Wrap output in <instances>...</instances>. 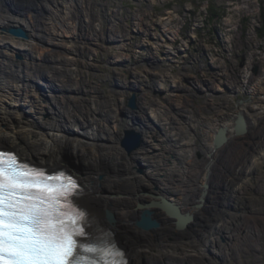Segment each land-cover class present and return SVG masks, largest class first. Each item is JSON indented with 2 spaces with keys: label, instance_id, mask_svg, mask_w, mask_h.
<instances>
[{
  "label": "bare ground",
  "instance_id": "6f19581e",
  "mask_svg": "<svg viewBox=\"0 0 264 264\" xmlns=\"http://www.w3.org/2000/svg\"><path fill=\"white\" fill-rule=\"evenodd\" d=\"M92 1L93 3L91 0H0V122L6 123L11 114L21 118V115H25L24 120L30 121L29 124L19 121L13 128L17 131H11L8 128L9 123L3 126L4 129L0 128V145L8 144L22 160L43 168L53 170L64 167L70 172L74 169L79 175L81 185L74 203L85 212L86 234L91 242L101 239L107 241L111 247L116 245L127 257V264H216L215 259L221 264H230L232 251L238 252L239 255L241 248L251 247L252 244L242 246V240L246 237L240 236L241 225L231 228L235 221L233 219L239 215L232 217L235 215L233 211H228L229 215H226L225 211L216 209L210 213L212 199L208 197L212 196L209 192L211 189H207L202 208L193 209L192 206L199 203L201 198L200 194L198 197L197 183L211 184L214 169L206 172L207 176L204 173L202 178L196 172L198 168L194 159L195 152L192 153L191 149L182 146L189 142V139L181 135L182 120L177 113L166 115L164 119L162 103H158L154 98L146 102L150 87H147V91H142L140 105L136 110H132L128 105L124 106L121 98L126 88L116 81L112 87L117 89L119 99L114 101L113 98H104L95 108L96 103L91 102L88 105L83 98L87 85L80 83V79L72 81V76L76 73L71 70L78 68V59L82 57L85 43L93 38L90 33L99 31L95 27L96 17H99L100 21L104 17L95 12L100 6L97 0ZM77 20L83 22L84 36L75 25ZM109 23L108 31L114 32V20ZM88 24H93V28ZM11 27H22L28 38L10 34L7 29ZM113 32L108 33L112 36ZM18 53L21 59H17ZM156 61L152 58L149 65L156 66L153 64ZM117 66L119 67L118 64ZM220 80L214 76V84L218 85ZM146 81L142 82V85L145 86ZM130 86V90L135 89L134 81L130 82ZM174 92L172 90V94ZM178 105H181V102ZM254 108L252 106L249 111L243 107L242 110L250 113L249 116L245 113L250 117L256 113ZM95 109L99 110L98 113ZM44 113L47 120H42ZM94 115L98 118H94ZM134 116L139 121L135 122V128L144 134L145 145L128 154L119 143L123 132L117 133L115 129L118 126L123 130L134 127L131 121ZM156 120L158 126L155 124ZM170 121H174L173 128L168 124ZM256 124L254 128L251 125L246 126L245 135L251 137L256 132L257 135L261 133L259 144L254 151H247L249 153L242 155L244 158L237 167L243 166L241 169L244 176L234 187L238 198H247L242 199L243 202L246 200L245 207L249 210L262 206L259 196L264 197L262 192H256L257 196L253 197L247 193L253 181L259 184L260 169L264 162V121L262 124ZM154 126L158 127L164 137V133L172 134L174 149L165 146L164 139L168 137L163 138L153 132L151 128ZM73 127L93 138L88 137L85 143L84 139L87 137L75 132ZM234 127V124L232 127L228 123L224 125L228 134L234 135L231 138L235 143L238 135L234 133ZM95 131H102L103 135L107 131L111 142L97 138V135H93ZM19 135L32 141L19 142ZM58 140L64 141L60 143ZM236 141L238 144L239 139ZM210 146L212 148L211 144ZM152 149L153 153L150 152ZM218 150L222 151L221 147ZM60 155L68 156L70 160L62 159ZM50 162L58 163L49 164ZM138 169H143L144 172H139ZM95 176L98 178L95 179ZM159 197L178 204L181 212L191 213L193 221L183 231H174L170 220L159 209L152 208L153 218L160 224L159 228L152 231L139 229L135 222L141 214L140 211L135 212V208L139 204L158 200ZM106 211L114 215L117 221L115 224L106 220ZM248 212L250 215H257L255 212ZM240 214L239 217L243 219L239 221L245 222L241 229L251 233V221L243 215L244 211ZM209 221H213V228L209 231L202 229L201 226ZM193 224L196 226L191 228ZM216 228L219 232H225L226 238L230 240L222 243L217 237ZM243 252L246 253L245 248Z\"/></svg>",
  "mask_w": 264,
  "mask_h": 264
},
{
  "label": "rangeland",
  "instance_id": "374dc122",
  "mask_svg": "<svg viewBox=\"0 0 264 264\" xmlns=\"http://www.w3.org/2000/svg\"><path fill=\"white\" fill-rule=\"evenodd\" d=\"M91 2L93 3L92 0ZM97 4L100 6L96 9L95 12H99L100 15L104 17L101 19V21L99 17H96L98 22H96V24L98 26L95 25V27L98 28L99 31H93L94 33H90V37L93 36V38L91 39H94V36H96V38L101 36V38L106 39L105 41L98 40L95 44V48L94 45H88L89 41H91L90 44L93 43L92 40L87 41L84 47L85 50L82 51V57L78 59V68L71 70L72 72L76 73L72 76V81H74L75 79H80V83L87 85V88L84 90L83 98L85 101H87L88 105H90L91 102H94L96 103V108L97 103L102 102V99L104 98V100L113 98L114 101L119 99L117 89H113L112 87L115 81L116 83H119L120 85L126 88V90H124L125 92L123 91L121 98L124 106H127L129 98L133 94H136L137 107H139L142 91H147V83L145 82L147 86L142 85V82L146 81L147 78L145 74L142 73L143 71L141 72L140 70H144L146 68V66L144 65H140L139 68H137L136 66L129 67V72L132 74V77L137 78L136 80H131L132 82L134 81V85H136L134 87L135 89L130 90V84H121L120 79L122 78V75L120 74V72L127 69L125 68V66H127L128 63L126 62V57H123V52L120 53L119 57L123 61L122 67L119 66L118 68L116 64L117 59H114L115 54L118 55L119 47L123 45L120 43L118 45V42H110L108 40V32H113V30L108 31L110 26L109 22L110 20H114V26L116 25L114 27L116 32H114L116 34L118 32L119 35V32L122 31L121 33L123 34V40L132 36L133 27L131 28V26L133 25H135L133 30H142V35H145L144 33H150V29L155 28L156 31L153 32L154 35L164 34V36L166 35L170 37V40L164 37L165 42L161 43V46L163 48H158L157 44L152 46L157 52L160 51L161 53L164 52L165 54L168 52L171 53L174 52L175 46L177 47V49H181L180 46H178L179 40H184V42L188 43L189 46L194 44H200V47L202 49L201 53H208V56L207 54L206 56L197 55L194 59L190 60L191 64L187 63L188 65L181 66L179 67V69L175 67L172 63L167 65V67L165 65H157V63L163 64V60H159L158 62L156 61L153 63L157 67H151L150 65L148 66L149 68L147 67V69L152 68L147 73H153L155 76H157L158 74V66H161V68L164 67L159 73H165L164 75L167 77H171L172 81H174L175 83V86L172 83V86L174 87L173 91L175 92L172 95L169 94L170 96L163 95V93H166V88H164V83L162 84L160 80L157 81V84L152 86L150 88L151 90L147 93L146 102H149V100L154 98L158 101V103H162L165 114L164 119L167 117L166 115H172L175 113H178V117L181 119V115H185V113L177 112V110L179 109H182L183 111L187 110L189 114L190 111H193L192 109H194L196 113H202L200 116H205V113L207 112H205L206 110L203 107H205L209 103L220 105L229 103V109L235 107L234 96L225 98L226 100L222 99L223 96H220V102L217 100H213V95L212 93H210L211 95L209 94V89L208 87H206L205 83L209 82L214 87L215 92H223L222 83L224 81L226 82V79L235 80L234 77L229 76L231 73L238 70H240L239 75L242 76L240 77L239 81L243 82L245 86H249L250 88L252 87L251 89L254 92H257L256 88H258L260 95L252 97L251 101L255 103V105L258 104L256 107L259 109V112L261 114L263 113L262 106L264 102V0H97ZM86 7L87 6H84V8ZM213 13L217 15L214 18H212ZM92 25L93 24H88L89 27H92ZM100 29L102 31H100ZM114 32L112 33V36L116 35L114 34ZM81 34L84 35L82 31ZM138 37L139 41H135L133 43L132 49L130 41L126 42L125 45L121 47L124 48V52L127 53L130 58H132L131 60L136 62L138 59L134 58L137 56L136 53H134L136 49L135 46L144 43L141 42L143 37ZM179 37L184 38L179 39ZM188 48L190 49V47ZM145 49H149V47L147 46V40L145 41ZM61 55L66 56L63 54ZM137 57H140V55H138ZM128 59L127 61H129ZM181 62L182 61H180L179 63ZM225 67L228 68V72L225 70ZM220 69L222 72L220 73V75H218V77L221 80L217 85L216 83L214 84V76H211L210 72L217 73L218 71H220ZM115 75L116 78L114 79ZM68 78L69 76L67 77V79ZM201 79H205V83H202ZM126 82L128 81L126 80ZM199 88L202 89L200 93H198ZM168 91L166 94H168ZM203 96L204 98H198ZM164 99L166 100V102L164 101ZM180 102L181 105H178V103ZM250 102H248V104H250ZM171 105L174 106V108L177 110L171 111V109H173L171 108ZM199 107L203 108V110H200V112L198 110ZM127 109L129 111H132L129 107H127ZM221 111L223 110H219V112ZM169 112L170 114H166ZM234 114H236V110L233 112V115ZM21 116L22 118L17 115L14 116V114H11V117H8L6 123L3 121L0 122V125H2V127L0 128H3V126L5 127L6 124L9 123L8 128H10L11 131H17L13 128L15 127V125H17L19 121L27 124L30 123V121L24 120L26 118L25 115ZM43 116L44 117L42 118V120L48 119L45 113ZM94 116V118H98V116ZM15 117H18L19 119H16ZM32 117L36 116L32 115ZM193 119L195 120V118ZM155 122V124L157 125V120ZM193 124L194 123L191 122L192 126ZM181 127L184 131L189 128L184 127L183 121ZM194 128L196 129L199 127L196 126ZM31 129L32 131H35L33 128ZM151 129L153 132L158 133L160 134V136L162 135V137L165 138L163 134L159 132L158 127L154 126ZM73 130L77 133L79 132L82 134L79 128L73 127ZM115 131L117 133H122L123 128H120L118 126ZM104 134L105 135H103L102 131H95V133H93V135H97V138L111 142V139L107 137L108 132L105 131ZM82 135L87 137L84 139V142L86 143L89 135H87V133L85 132H83ZM189 136L192 137L193 134H190ZM18 138L19 142L32 141L29 140L28 137H22V135H19ZM89 138L91 139L93 137L90 136ZM58 141L62 143L64 140ZM190 141L191 144L194 145L193 141ZM55 142H57V139L55 140ZM260 143H262V141H260ZM64 144L67 143L64 142ZM0 147L14 150L8 144H2L0 145ZM150 152L153 153L154 150L152 149L150 150ZM60 158L70 160L68 156L65 155H60ZM194 159L196 160L195 155ZM51 163L55 164L58 162H50L49 164ZM45 165L48 166V164ZM86 170L90 172H98L90 169ZM260 171L261 173L259 176V184L257 185L253 181L251 183V189L247 191V193L251 197L257 196L258 192L264 193V162L261 166ZM196 172L199 173L198 169L196 170ZM94 178L97 179L98 176H95ZM197 187L199 197V190H202V185H198L197 183ZM256 192L257 194H255ZM244 199L247 200V198ZM259 201L262 203V206L259 205L254 210L244 209L245 214L243 215L245 217H248V221H251L254 224V229L256 228L257 230H255L256 234L258 231H260V238L256 240L255 244L258 242V244L256 245H254L253 241H251L253 248L252 246L250 248L247 246H243L248 253V259L241 257L240 260L242 261V264H264V248L262 249V246L264 247V197L259 196ZM192 207L193 209H195V205H193ZM137 211L138 210H136L135 212ZM248 211H250L252 214H254L253 212H255L257 215H250ZM171 226L173 227V230L176 231L175 225H173V223L171 224ZM249 236H251V238L255 237L254 232L251 231V233H246V238H249ZM229 240L230 239H227V241ZM127 241L130 242L129 240ZM130 248L133 251V247L130 246ZM244 248H241V252L242 256L246 257L243 252ZM255 249H259V253L255 254ZM256 257H258L257 259L262 260L261 263L260 260L256 261ZM215 261L216 264H221L219 260L215 259ZM230 262V264H235L234 262H232V260H230Z\"/></svg>",
  "mask_w": 264,
  "mask_h": 264
},
{
  "label": "snow or ice",
  "instance_id": "6c2138e0",
  "mask_svg": "<svg viewBox=\"0 0 264 264\" xmlns=\"http://www.w3.org/2000/svg\"><path fill=\"white\" fill-rule=\"evenodd\" d=\"M58 180L59 177L48 178ZM75 183H48L42 173L17 162L0 151V264H86L78 248L94 253L88 235L75 225L82 213L64 211L66 197ZM84 237L78 243L73 237Z\"/></svg>",
  "mask_w": 264,
  "mask_h": 264
},
{
  "label": "flooded vegetation",
  "instance_id": "af4514ba",
  "mask_svg": "<svg viewBox=\"0 0 264 264\" xmlns=\"http://www.w3.org/2000/svg\"><path fill=\"white\" fill-rule=\"evenodd\" d=\"M182 38H184V37H182ZM179 39H181V37H179ZM135 48H138V45H136ZM206 54L208 56V53H201L200 56H203V55L206 56ZM141 55H142V53H141ZM142 58H143V56H142ZM166 61L173 63V64L178 63V62H174L169 57H167ZM126 62H130V61H126ZM139 62L137 60L136 63H134V64L131 63L130 66H135ZM117 64L119 65L120 61ZM180 65L184 66L185 63H180ZM174 66L179 69V65H174ZM125 67L127 68L128 66H125ZM202 67H204V66H202ZM227 69L228 68L225 67L226 71H227ZM123 72L127 74L129 72V70L123 71ZM221 72L222 71L220 69V71H218L217 73H211L210 72V75H214V76L218 77V75H220ZM239 74H240V70L234 71L233 73L230 74L229 77H234L235 80L226 79L227 81L226 82L224 81L222 83L223 92H215L214 87L209 82L205 83L206 87H208V89H209V94L212 93V95H213V100H217L220 102V100H221L220 96H223L222 99H224V100H226L225 98H229V97L234 96L235 97V99H234L235 100V107H232L231 109H229V103H225L224 105L209 103L205 107H203L206 110L205 112H207V113H205L206 114L205 116H200L202 113L198 114V113H196V111L194 109H192L193 111H190V114L188 113L187 110H184V111L182 109L177 110V112L185 113V115H181V120L184 123V127H186V128L189 127L187 130L185 128L186 131H184L181 127L182 135L184 137H188V139H189V142L182 144V146L191 149L192 153L195 152L194 153L195 158H196L195 162H196V165H198L197 168L199 171L200 178H202L204 173H205V176H207V173L210 169H214L213 170L214 175H213V178H211V183L213 185H215V187H217L216 193L218 196L221 197V201L219 202L218 210L223 211V212L225 211L226 215H229L228 211H230V212L233 211V213H235V215H232V217H234L236 215L240 216L241 215L240 213H242L244 211V209H247L245 207V201L246 200L243 202L244 198L243 197L238 198L237 197L238 193L234 192V187L236 186V184L238 183L239 180L241 181V179L244 176L242 169H240L243 166L239 167V168L237 166H238V164H241V161L244 158L242 155H244L245 153L247 154L251 151H254L255 147H257V144H259V137L261 136V133H259L257 135V132H256V134L254 136L246 137V135H245L246 130H245V132L243 134H239L238 137L236 136L235 143H234L233 138H231L234 135L231 136L227 132L226 133V142L221 147L222 151H220V150L216 151L215 150L214 139L220 130L225 129L224 128L225 123L229 124V122H230L231 126H232V124H234V126H235L237 119L241 115L245 117V128H246V126H250V125H251V127L254 128L257 125L256 123L262 124V122L264 121V102H263V106H262L263 107V111H262L263 113L261 114L259 112V109L256 107V105H258V104L255 105V103H253L251 101L252 97L260 95L258 88H256L257 92H254L251 89L252 87L250 88L249 86H245V84H243V82L239 81L240 77H242ZM129 76H130V74H128V78H129ZM202 80L204 81L205 79H201V81ZM160 81L162 83H164V88H166L165 89L166 92L168 90L169 91L174 90V87L171 85L173 83V85L175 86V83L172 81L171 77H167L164 75L163 79ZM128 82H129V79H128ZM154 82L156 83V81H154ZM146 83H147V81H146ZM150 87H151V83H150ZM200 92L201 91L199 90L198 93H200ZM169 94L171 95L172 91L169 92ZM169 94L163 93V95H166V96H168ZM198 98H204V96L198 97ZM164 101L166 102L165 99H164ZM248 102H250V104H248ZM225 105H227V106H225ZM252 106L255 107L254 110L256 111V113H254L253 115L248 117L250 113L248 114L246 112V110L251 111ZM206 107H209V108H206ZM243 107H246V110L245 109L242 110ZM171 108H173V109H171V111L172 110L176 111L174 106L171 105ZM203 108L199 107V109H198L199 112H200V110L202 111ZM169 110H170V108H169ZM219 110H223V111L219 112ZM235 110H236V114L233 115V112ZM260 110H261V107H260ZM241 113H243V114H241ZM177 115H178V113H177ZM193 118H195V120ZM191 122L194 123L193 126L191 125ZM181 124H182V122H181ZM170 125L171 126L174 125V121H173V123L170 121L169 126ZM196 126L199 128L195 129L194 127H196ZM234 133H235V130H234ZM164 134H165V137H168V138L164 139L165 140L164 141L165 146L167 148H170V149H172V147H173V149H174V142H173L172 134H170V135L166 134V133H164ZM190 134H193V136L190 137L189 136ZM237 139H239L238 144L236 141ZM190 140L193 141L194 145L191 144ZM206 142H208V143H206ZM205 143L207 145H205ZM210 144L212 145V148H211ZM247 151H249V152H247ZM220 166H221V168H220ZM201 180H203V179H201ZM199 191H200V196H201L202 190L200 189ZM234 194H236V195H234ZM258 214H260V213H258ZM239 216H237L238 218L236 217L237 219L236 218L233 219L235 221H233V223H232V227H231L232 229H234V227L238 228V225H241V228L245 225V222L242 223L239 221L240 219H243V217H239ZM232 217L230 216V218H232ZM231 222H232V219H231ZM253 225L254 224L252 223L251 226H253ZM241 228H239L240 232H242V234L240 235L241 238L246 237V232L243 231V229H241ZM252 230L254 232L255 237L251 238V236H249V238H244L242 240L244 243V244L242 243V246L243 245L246 246L248 244L251 245L252 244L251 241H253L254 245L258 244V242L255 244V242H256V240H258L260 238V233H259L260 231L257 232V234H258L257 235L255 232L256 228L254 229V226L252 227ZM216 232H217V237L219 238V240L222 243H225L227 241V238L225 236L226 233L225 232H219L217 230V228H216ZM252 248H253V245H252ZM263 248L264 247L262 246V249ZM256 251H255L256 253L254 252L255 254L259 253V249ZM239 253L240 254L238 255V252H235V251L231 252L232 256L230 257V259L235 264H241V262H242L240 260L241 257L248 259L247 251L245 253L246 257L242 256V252H239ZM237 255L239 256V259H237V257H236ZM257 258L258 257H256V261L260 260ZM261 261L262 260H260V263H261Z\"/></svg>",
  "mask_w": 264,
  "mask_h": 264
},
{
  "label": "water",
  "instance_id": "95a60500",
  "mask_svg": "<svg viewBox=\"0 0 264 264\" xmlns=\"http://www.w3.org/2000/svg\"><path fill=\"white\" fill-rule=\"evenodd\" d=\"M7 30L10 34L14 36H18L24 39L28 38L27 32L22 27H18V28L11 27ZM16 57L17 59H21V56L19 54H17ZM136 99H137L136 94H133L128 100V106L132 110L137 109ZM131 121L134 127L124 129L123 133L120 135V138H119L120 146L128 154L135 152L137 149H140L142 148V146L145 145L144 134L142 133L140 129L135 128V122L137 123L138 118L134 116L133 119L131 118ZM245 129H246L245 128V117L241 115L236 121L234 130H235V133L239 135V134H243L245 132ZM226 133L227 131L225 129H222L217 133L214 139V147L216 151L220 147H222V145L226 142ZM71 170H72L71 172L73 175L79 177V175L76 174V171L74 169H71ZM138 171L144 172L143 169H138ZM208 188L212 190V191H209L212 193V196L208 197L212 199V203H213V206H212V203L210 202L211 207L209 206V211L212 214L213 210L215 209L218 210L219 208L218 206L220 202V196L217 195L216 187L212 183L208 185H202V193L200 196L201 198H199L200 202L199 203L197 202L195 204V209L202 208L203 200H204L205 195L207 194ZM152 208L159 209L170 220V223L171 224L173 223V225H175V229L177 231H183L193 221V215L191 213L189 212L183 213L181 212L180 206L178 204L168 200L167 198L159 197L158 200H154L152 202H148L144 204H139L136 207V210L140 211V214H141L139 219L135 222V225L139 229L143 231H152V230L159 228L160 224L153 218L154 214L151 210ZM105 218L106 220H108V222H110V224H115L117 222L114 215L110 213L109 211L105 212ZM172 219L174 221H172ZM197 221H201V220L197 219ZM212 223L213 221L211 222L209 221L208 224H203L202 226L201 225L200 226L202 229H206L207 231H209L210 228L211 229L213 228ZM195 226L196 224H193L191 228Z\"/></svg>",
  "mask_w": 264,
  "mask_h": 264
},
{
  "label": "built area",
  "instance_id": "2783aa9c",
  "mask_svg": "<svg viewBox=\"0 0 264 264\" xmlns=\"http://www.w3.org/2000/svg\"><path fill=\"white\" fill-rule=\"evenodd\" d=\"M133 27V29H134V27H135V25H133V26H131V28ZM132 29V31H133V33H132V36L130 37V38H127V39H125V40H123V34L121 33V32H119V35H118V32H117V34L115 35V36H110V35H108V40L110 41V42H118V45H119V43L120 44H123V45H125V43L126 42H129L130 41V44H131V49H132V47H133V43L136 41V42H138L139 41V37L138 36H142L143 38H142V40H141V42H144V43H142L141 45H138V48H136L135 49V52L134 53H136V55L138 56V55H140V57H135L136 59H138V64L137 65H135L137 68H139L140 67V65H144V66H146V68L143 70V69H140L141 70V72L142 73H144L145 74V76H146V78H147V85H148V87H150V83H151V87L152 86H154V85H156L157 84V81H159V80H161V79H163V77H164V74H161V73H159L160 71H161V66H158V74H157V76H155L153 73H147V72H149V70H151V69H147V66H149V64L151 63V59L152 58H155L157 61H159V60H163L164 62H163V64H161L162 66L163 65H165L166 67H167V65H169V64H171L170 62H167L166 61V59H167V57H169L170 59H172L174 62H178L177 64H173V65H179V67L181 66L180 65V61H182L181 63H185V65L187 64V63H190L191 64V62H190V60L191 59H194L197 55H200L201 54V47H200V44H194V45H191V46H189L188 45V43H185L184 42V40H179V45L178 46H180V48L181 49H177V47L175 46V45H172V46H175L174 48V52H171V53H164V52H160V51H156L155 50V48L154 47H152V46H154L155 44H157V47L159 48V47H161V48H163L162 46H161V43L162 42H165V38H167L168 40H170V37H168V36H164V34H162V35H154L153 34V32H155L156 31V29L154 28V29H150V33H144L145 35H142L141 34V32H142V30H140V29H138V30H133ZM95 31V30H94ZM152 31V32H151ZM83 33V32H82ZM109 34V33H108ZM149 34V35H148ZM84 36V35H83ZM165 37V38H164ZM105 39L106 38H101V36L100 37H97L96 38V36H94V39H89V40H92L93 41V43L92 44H90V45H95L96 44V42L99 40V41H101V40H103V41H105ZM181 39H183V38H181ZM88 40V41H89ZM147 40V46L149 47V49H145V41ZM158 40H160V41H158ZM158 41V42H157ZM95 42V43H94ZM121 47H123V46H121ZM121 47H119V52H118V55H116L115 54V56H114V59L116 60L117 59V61H116V64L120 61V64H119V66H121L122 67V64L121 63H123V61L119 58L120 57V53L121 52H123L124 53V56L123 57H126L125 59H126V61H127V59L128 58H130L129 56H128V54L127 53H125L124 52V48H121ZM188 47H190V49L188 48ZM130 49V50H131ZM156 51V52H155ZM130 52V51H129ZM128 52V53H129ZM141 52H142V55H141ZM165 52H167V51H165ZM127 54V55H126ZM142 56H143V58H142ZM128 57V58H127ZM132 58H130V62H127L128 64H127V69H125V68H123V69H125V70H123V71H127V70H129V67H133V66H130L131 65V63L132 64H134V63H136V61H132L131 60ZM194 61V60H193ZM188 65V64H187ZM119 68V67H118ZM162 68H164V67H162ZM120 72V74L122 75V78L120 79V81H121V84H130V81L132 80V74L130 73V72H128L127 74L126 73H124V72ZM165 71V70H164ZM128 74H130V76H129V78H128ZM116 78V75H115V77H114V79ZM128 79H129V82H126V80L128 81ZM154 81H156V83L154 82ZM163 84V83H162ZM150 87V88H151ZM158 87V86H157ZM172 91V90H171ZM167 93V92H166ZM166 93H164V94H166ZM169 93V92H168Z\"/></svg>",
  "mask_w": 264,
  "mask_h": 264
},
{
  "label": "trees",
  "instance_id": "16d2710c",
  "mask_svg": "<svg viewBox=\"0 0 264 264\" xmlns=\"http://www.w3.org/2000/svg\"><path fill=\"white\" fill-rule=\"evenodd\" d=\"M216 16H217L216 14H214V13L212 14V18H214V17H216Z\"/></svg>",
  "mask_w": 264,
  "mask_h": 264
}]
</instances>
